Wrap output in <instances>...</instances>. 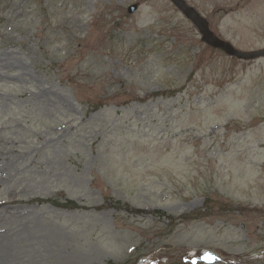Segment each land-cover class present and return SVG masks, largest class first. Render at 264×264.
<instances>
[{"label": "rangeland", "instance_id": "1", "mask_svg": "<svg viewBox=\"0 0 264 264\" xmlns=\"http://www.w3.org/2000/svg\"><path fill=\"white\" fill-rule=\"evenodd\" d=\"M186 2L264 48V0ZM0 264H264V54L172 0H0Z\"/></svg>", "mask_w": 264, "mask_h": 264}, {"label": "water", "instance_id": "2", "mask_svg": "<svg viewBox=\"0 0 264 264\" xmlns=\"http://www.w3.org/2000/svg\"><path fill=\"white\" fill-rule=\"evenodd\" d=\"M176 5H178L186 15L191 18L195 24L199 27L203 34V38L207 40L214 46L222 47L230 54L237 55L242 58H252L257 55L264 54V48L258 50H241L236 48L230 41L225 40L214 33L210 28L208 20L202 16L193 6H190L186 0H172ZM137 8V4H131L129 6V11L132 12Z\"/></svg>", "mask_w": 264, "mask_h": 264}, {"label": "trees", "instance_id": "3", "mask_svg": "<svg viewBox=\"0 0 264 264\" xmlns=\"http://www.w3.org/2000/svg\"><path fill=\"white\" fill-rule=\"evenodd\" d=\"M75 202L74 200H66L65 202H61V201H55V203L56 204H61V205H65V206H67L69 203H73V202ZM209 201V200H208ZM208 205V202H206V206ZM211 206V205H210ZM209 205H208V207H210Z\"/></svg>", "mask_w": 264, "mask_h": 264}]
</instances>
